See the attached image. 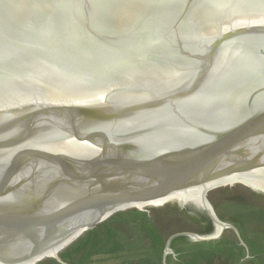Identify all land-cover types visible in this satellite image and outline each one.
<instances>
[{
  "label": "water",
  "instance_id": "obj_1",
  "mask_svg": "<svg viewBox=\"0 0 264 264\" xmlns=\"http://www.w3.org/2000/svg\"><path fill=\"white\" fill-rule=\"evenodd\" d=\"M236 187L264 198V0H0V264H264ZM180 210L216 233L161 239Z\"/></svg>",
  "mask_w": 264,
  "mask_h": 264
},
{
  "label": "trees",
  "instance_id": "obj_2",
  "mask_svg": "<svg viewBox=\"0 0 264 264\" xmlns=\"http://www.w3.org/2000/svg\"><path fill=\"white\" fill-rule=\"evenodd\" d=\"M235 192L232 193V195L230 196H226L224 198V200H228L237 204H249L250 206H254L257 205L259 207L264 205V198H263V194H256L253 193L251 191H248L244 188L241 187H236L234 188ZM221 191H229V189H222ZM223 192V193H224ZM226 195V194H225ZM255 197V198H254ZM258 199V200H257ZM173 210H179V208H175L172 207ZM171 208V209H172ZM166 210V209H163ZM160 210V211H163ZM158 212V211H157ZM136 214H141V212H135ZM154 213V211H151V215ZM176 217H178L177 219H174L173 217L168 219V220H161L158 219L157 222L155 221V224L157 225V227H161V228H168V234L166 236H161V239H166L169 235L176 233V232H182V231H189V232H197V225L196 222L194 221V219L190 216V214H184V212H182L180 210V212H177ZM184 217H186V220L184 221ZM170 226H172L170 228ZM253 229H259V227L256 226H251ZM170 228V229H169ZM94 239V238H93ZM162 240V241H163ZM87 242H91L90 240H86Z\"/></svg>",
  "mask_w": 264,
  "mask_h": 264
},
{
  "label": "flooded vegetation",
  "instance_id": "obj_3",
  "mask_svg": "<svg viewBox=\"0 0 264 264\" xmlns=\"http://www.w3.org/2000/svg\"><path fill=\"white\" fill-rule=\"evenodd\" d=\"M190 214H194V215H196L195 217L196 218H193L192 216V218L194 219V221L196 222V229H197V232H193V233H198V234H201V235H210V234H215L216 232H214V231H216L215 229V226H213V225H211L209 222L208 223H206V221L204 220V218L203 217H201L200 215H198V214H195V213H190ZM200 218V219H199ZM200 220H202V221H200ZM232 225V224H231ZM233 226V225H232ZM208 229V230H207ZM210 229V230H209ZM225 229H229V230H231L232 231V234H234V237L236 238L237 237V234L235 233V231H237L238 232V230H237V228L235 227V226H233V227H228V228H225ZM225 229L223 230V232L225 231ZM263 229L264 228H262V227H259V229L257 230V229H253L252 227H251V233H264V231H263ZM207 230V231H206ZM101 231V230H100ZM99 231V232H100ZM206 231V232H205ZM182 232H189V231H182ZM182 232H176V233H182ZM223 232H222V234H221V236H220V238H222V236H223ZM181 235V234H180ZM239 236V235H238ZM90 241H92V240H94L93 238H88ZM87 239V240H88ZM179 240H180V242L182 243V244H185V243H187V244H191V243H193V242H195V241H193V240H191V239H186V237H184V236H182L181 235V237H179L178 238ZM240 238H238L237 237V240H239ZM240 241V240H239ZM81 245H82V243H81ZM78 247H80V246H78ZM77 247V248H78ZM245 247H247V246H245ZM76 248V249H77ZM216 249H217V247H216ZM243 250H242V252H241V254L240 255H243V257L245 258V257H247V258H249L250 260H252V258H253V256L250 254V251H249V249L247 250V249H244V247L242 248ZM74 251V250H73ZM70 253V252H69ZM68 255V254H67ZM66 255V256H67ZM163 255L166 257V258H168V257H170V256H174L175 254H174V252H173V250L171 249V248H169L168 246H165V248L163 249ZM66 258V257H65ZM64 259V258H63ZM248 259V260H249Z\"/></svg>",
  "mask_w": 264,
  "mask_h": 264
}]
</instances>
